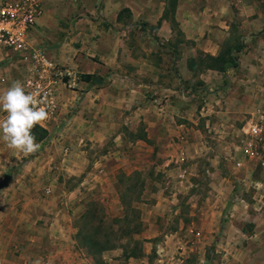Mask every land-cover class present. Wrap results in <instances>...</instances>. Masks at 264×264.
<instances>
[{"label": "crops", "instance_id": "obj_1", "mask_svg": "<svg viewBox=\"0 0 264 264\" xmlns=\"http://www.w3.org/2000/svg\"><path fill=\"white\" fill-rule=\"evenodd\" d=\"M120 1L117 0L113 13L108 7L96 11L93 7L79 6L75 11L83 17L78 23L69 25L66 35L53 18L51 4L42 1L44 15L30 36L31 43L45 49L69 70L93 76L92 79L100 78L101 84L83 80L75 90L60 91L61 119L70 112L72 123L63 131L56 128L47 135L45 141L49 146L41 145L44 147L35 162H42V166L34 173L38 180L43 179L42 168L48 171L53 164L59 170L51 174V181L46 178L38 182L37 185L45 184L43 199L38 193L37 197L29 198L34 214L41 217L46 208L52 214L56 212L57 218L48 219L52 223L45 234L32 226L30 229L22 224L19 226L23 221L21 215L16 214L14 208L10 209L20 201L16 195L10 197L12 204L7 197H0V264H42L37 255L53 244L54 232V235L65 232V222L70 220L69 210L80 209L77 207L82 198L81 186H84L81 181L72 189H64L65 173L90 177L99 168H104L105 173L112 168L137 169L136 165L143 162L144 154L140 152L143 147L152 152L149 144L165 140L169 135H184L186 125L177 123L176 119L184 118L187 108L193 109L192 102L185 103L187 100L195 95L205 96V105L199 113L206 116L205 110L213 113L214 104L222 109L225 103L233 106L240 103L243 100L240 95H246L248 87L254 86L252 81L261 86L264 12L258 11L251 0H177L174 19L183 42L175 45L174 40L177 41L170 23L162 20L158 24L165 2L156 6L149 0H126L124 4ZM124 9L128 10L130 20L121 13ZM126 20L129 22L125 23ZM151 25L157 26V40L149 33ZM133 30H142L141 33L147 35L136 38L131 33ZM237 37L245 47L237 69L228 68L223 73L189 69V61L196 59L199 53L217 57ZM169 43L171 47L166 48ZM159 49L169 53L158 52ZM166 57L175 64L172 86L166 76L169 70L166 72L164 68ZM12 66V62L0 61V93L19 77L15 72L9 73ZM236 89H241V94L234 95ZM175 93V99L166 97ZM4 115L0 112V118ZM125 134L130 135V140ZM142 136L145 139L140 138ZM104 148L109 150L100 156ZM20 156L24 154L9 149L0 140V188L7 179L6 168L14 165L11 161ZM42 188L34 186L35 190ZM124 188L121 187L120 192ZM7 189L4 187L2 195L6 196ZM27 252L30 253L28 258Z\"/></svg>", "mask_w": 264, "mask_h": 264}, {"label": "rangeland", "instance_id": "obj_2", "mask_svg": "<svg viewBox=\"0 0 264 264\" xmlns=\"http://www.w3.org/2000/svg\"><path fill=\"white\" fill-rule=\"evenodd\" d=\"M47 1L65 35L70 31L69 25L83 17L75 11L79 6L93 7L96 11L108 7L112 13L117 8V0ZM121 1L124 4L126 0ZM149 1L156 6L164 2ZM251 1L258 11L264 12V0ZM165 3V7L169 5L167 0ZM121 13L128 18L127 9ZM149 27L155 39L157 26ZM137 31L131 32L136 38L147 35ZM173 34L176 41L182 40L177 26ZM58 36L61 37L60 33ZM237 57L238 61L240 54ZM12 64L9 73L19 74L17 80L22 83L24 68L16 62ZM173 65V60L166 57L164 68L166 72L169 70L166 76L171 86L176 76ZM259 80L261 86L252 81L254 86L250 84L246 95H240L243 98L240 103L234 106L225 103L222 109L214 104L213 113L205 110L206 116L199 113L205 105V96L195 95L187 100L185 103L192 102L193 109L187 108L184 118L176 119L177 123L186 125L184 135H169L165 140L149 144L152 152L143 147L140 151L144 154L143 162L136 165L137 169L120 167L105 173L104 168H99L90 177L65 173L62 182L66 190L84 182L77 207L80 209L69 210L65 232L58 235L54 232L53 244L37 255L42 259L40 263L264 264V142L256 159L249 160L241 152L248 123L264 112V78ZM236 94H241V89H236ZM166 97L175 99L176 93ZM125 137L131 138L128 134ZM44 141L40 145H48ZM43 147L11 161L14 165L6 168L7 179L0 188V197L9 200L16 195L20 201L10 209L21 215L23 221L19 226L28 229L32 226L45 234L52 223L48 219L57 218L56 212L52 214L46 208L40 217L34 214L29 199L37 197V193L41 199L45 197V184H37L46 178L51 181V174L58 169L53 164L48 171L42 168L43 179L37 180L34 172L42 162H35V158ZM108 150L104 148L99 155ZM34 186L43 188L35 190ZM4 187L8 188L4 191L6 196L2 195ZM121 187L126 189L124 206L120 203ZM25 256L30 257V253ZM23 261L29 263L27 259Z\"/></svg>", "mask_w": 264, "mask_h": 264}, {"label": "built area", "instance_id": "obj_3", "mask_svg": "<svg viewBox=\"0 0 264 264\" xmlns=\"http://www.w3.org/2000/svg\"><path fill=\"white\" fill-rule=\"evenodd\" d=\"M43 15L42 0H0V61L20 64L25 71L22 85L26 93L39 91L40 97L47 99L42 106L49 119L40 127L50 135L56 128L63 131L72 123L70 112L61 119V89L75 90L83 79L80 73L69 70L45 49L31 43L30 36ZM263 123L264 112L248 123L241 152L249 160L259 156L264 142Z\"/></svg>", "mask_w": 264, "mask_h": 264}, {"label": "clouds", "instance_id": "obj_4", "mask_svg": "<svg viewBox=\"0 0 264 264\" xmlns=\"http://www.w3.org/2000/svg\"><path fill=\"white\" fill-rule=\"evenodd\" d=\"M46 98H41L39 91L26 93L20 81L0 93V112L5 115L0 118V140L9 149L24 155L36 153L41 145L32 134L35 126H43L49 119Z\"/></svg>", "mask_w": 264, "mask_h": 264}, {"label": "trees", "instance_id": "obj_5", "mask_svg": "<svg viewBox=\"0 0 264 264\" xmlns=\"http://www.w3.org/2000/svg\"><path fill=\"white\" fill-rule=\"evenodd\" d=\"M166 2V0H164ZM169 5L165 7V10L163 12L162 17L160 18L158 24L162 20L167 21L170 23L171 29L174 32L175 27L177 26V30L179 31L178 25L174 19V14L177 6V0H167ZM166 5V3H165ZM122 12V11H121ZM120 17V14L118 18ZM180 37H182L181 32L179 31ZM155 40L157 38L155 37ZM182 40H177V42H174L173 45L176 43H181ZM244 45L241 44L239 41V37H237L232 43L225 46L222 50V52L217 57H211L209 55H205L203 53H199L198 57L192 61H189V69H197V71H202L203 69H211V70H217L219 72H225L228 68L237 69L238 68V57L237 55L240 54L244 50ZM93 76L88 75H82L83 80H87L91 82H94L96 77L92 79ZM32 134L36 137V141L38 143H42L47 138V131L40 126H35L32 130ZM142 139H145L144 136L140 137ZM126 189L124 188L120 192V202L124 206L127 204L126 200L124 199ZM94 242V241H92ZM95 245V243H93Z\"/></svg>", "mask_w": 264, "mask_h": 264}, {"label": "water", "instance_id": "obj_6", "mask_svg": "<svg viewBox=\"0 0 264 264\" xmlns=\"http://www.w3.org/2000/svg\"><path fill=\"white\" fill-rule=\"evenodd\" d=\"M95 83H96V84H101V79H100V78H96V79H95Z\"/></svg>", "mask_w": 264, "mask_h": 264}]
</instances>
